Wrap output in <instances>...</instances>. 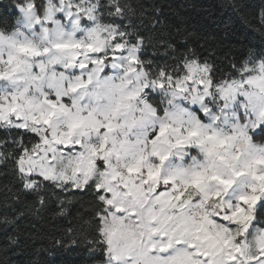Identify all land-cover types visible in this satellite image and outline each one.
<instances>
[{
    "label": "clouds",
    "instance_id": "1",
    "mask_svg": "<svg viewBox=\"0 0 264 264\" xmlns=\"http://www.w3.org/2000/svg\"><path fill=\"white\" fill-rule=\"evenodd\" d=\"M18 7L23 26L19 17L0 24V108L15 107L30 127L46 120L50 137L79 145L56 152L51 166L58 175L71 179L79 168L77 179L113 188V205L95 200L89 221L96 243L107 246L103 264H204L201 254L208 264H264V219L257 222L255 210L227 229L209 222L233 203L226 197L234 188L240 196L252 189L264 195V137L253 136L264 124V66L245 67L211 95L160 88L155 67L146 73L131 63L132 33L123 38L125 50L107 59L112 37L120 39L118 24L98 15L77 38L83 17L73 12L75 0H24ZM76 43L103 51L89 53ZM102 57L106 63L92 62ZM148 89L163 93L162 115ZM209 96L226 107L241 105L247 118L230 129L214 127L178 107L181 99L202 103ZM157 185L175 195L154 194Z\"/></svg>",
    "mask_w": 264,
    "mask_h": 264
},
{
    "label": "trees",
    "instance_id": "2",
    "mask_svg": "<svg viewBox=\"0 0 264 264\" xmlns=\"http://www.w3.org/2000/svg\"><path fill=\"white\" fill-rule=\"evenodd\" d=\"M100 2L107 6V0ZM125 2L133 14L115 18L103 7L101 20L133 32L132 42L136 36L144 38L141 55L154 62L152 67L167 65L171 71L177 65L175 57L194 52L201 61L214 63L215 83L230 81L245 67L264 63V0ZM18 5H24V0H0V24L11 26L20 18ZM162 96L148 92L160 115ZM21 135L27 139L31 134L0 129V143H11ZM44 184L46 203L41 205L36 195L23 190L12 157L0 160V264H103L106 246L96 243V234L89 228L94 193L61 192L49 182ZM257 218L264 219V204Z\"/></svg>",
    "mask_w": 264,
    "mask_h": 264
},
{
    "label": "snow or ice",
    "instance_id": "3",
    "mask_svg": "<svg viewBox=\"0 0 264 264\" xmlns=\"http://www.w3.org/2000/svg\"><path fill=\"white\" fill-rule=\"evenodd\" d=\"M31 7V5H29ZM107 7V15L115 18H126L133 14L132 7L125 2V0H113L109 2L107 0V6L101 5V2L97 0H75V7L73 12L83 19L95 22L97 16L101 18L100 9ZM69 18L72 13H68ZM114 26V23H109ZM129 33L120 27L119 36L120 39L114 35V46L112 49V55L107 59H115L117 55L122 53L126 44L124 37H128ZM129 43L131 47L136 50V55L131 57V63L144 67L146 73L152 70L154 64L151 60H146L141 52L145 46L144 38L136 36L135 42H132L130 38ZM75 48L86 47L89 53H101L103 49L95 48L92 44L81 45L76 43L72 45ZM172 48V45H168ZM177 65L172 67L169 71L167 65L163 67H155L159 80L156 81L158 87L163 88L165 86H171L183 91H192L193 89L201 92H205L206 95H211L213 91H219L221 88H226L230 81L220 80L214 83L215 65L210 63L207 59L203 61L193 52L191 55H184L183 58L175 57ZM93 63H106L105 58L99 60H93ZM182 65V68L180 67ZM86 64H81L80 68H86ZM244 71V70H243ZM179 73V75H176ZM48 122L45 120L43 125L40 121H34L33 126H29L23 118L17 114L15 107L0 108V129H7L9 131L22 130L24 133L31 134L27 139L24 136H19L8 143L7 141L0 143V160L6 157H12L15 164V172L22 183V188L25 192L31 193L38 197V203L44 205L46 199L42 193L46 190L44 182H49L54 188L59 189L61 192H71L79 190L81 192L88 190L95 195V199L104 203L105 206L113 205V188L106 186L102 183L90 182V178L85 177L77 179V176L81 175L80 169L76 168L73 173V177L69 179L67 175H58L56 169L52 167V161L55 158V154L59 150L65 152H71L73 147L79 150V145H73L71 140L62 141L58 138L50 137L47 131ZM191 135H195L192 133ZM35 137L36 139H33ZM7 144V147L5 145ZM102 164V159L98 161ZM159 176V172L150 173L148 181L156 180ZM41 178V179H37ZM145 181V183H148ZM165 184L168 181L164 182ZM222 183H227L222 181ZM127 188V185H124ZM159 185L153 189L154 194L170 196L175 195L174 191H168L166 189L159 190ZM178 199H183V193L179 194ZM264 199V195L256 194V189H252L250 194L239 196L238 200L229 203L227 208H220L218 214L209 218L210 224L218 227L228 228V225L243 224L250 218L249 213L256 209L258 203ZM117 213H123V209L116 207ZM22 215V213H21ZM135 215V213H132ZM5 222L8 221V217H4ZM15 241H13L14 243ZM111 244V240L108 241ZM107 254V246L105 255ZM117 257H113L116 259ZM201 259L204 264H208V258L206 254H201ZM264 261V259H261Z\"/></svg>",
    "mask_w": 264,
    "mask_h": 264
},
{
    "label": "rangeland",
    "instance_id": "4",
    "mask_svg": "<svg viewBox=\"0 0 264 264\" xmlns=\"http://www.w3.org/2000/svg\"><path fill=\"white\" fill-rule=\"evenodd\" d=\"M23 6V5H22ZM21 6V7H22ZM17 11L20 15V26H23L24 19L22 17V13L20 7L17 8ZM61 20L68 19L63 13L60 14L59 17ZM69 25H71V20H68ZM80 26L83 31L77 33V38L82 37L84 32L87 31L89 28L92 27V22L87 19H83L80 22ZM264 66V63H259L256 67ZM250 67V66H247ZM111 72V69H105V74ZM147 92H152L151 89L146 90ZM154 93V92H152ZM158 94L163 95L162 92H155ZM178 107H181L184 111H186L189 115H194L196 119H198L201 123L214 126V127H222L230 129L231 125L234 124L236 121H244L247 117L245 115V111L239 104H233L229 107L225 106V102L219 100L218 96L213 97H205L202 103H193L191 101H185L181 99L178 102ZM153 137L156 133L152 134ZM255 137H264V124H261L260 127L257 129L255 133H253ZM195 152V149L191 150ZM159 190H162V187ZM240 196V192L238 189L234 188L230 191L227 200L230 202H235L238 200ZM264 204V199H262L255 209V215L257 217V210L258 208ZM258 219V218H257ZM258 221V220H257ZM260 259H264V256L260 257Z\"/></svg>",
    "mask_w": 264,
    "mask_h": 264
}]
</instances>
